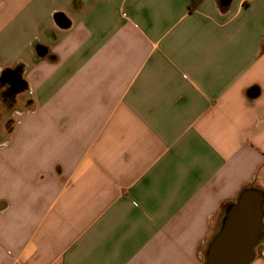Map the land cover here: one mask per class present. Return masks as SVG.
Instances as JSON below:
<instances>
[{
  "label": "crops",
  "instance_id": "1",
  "mask_svg": "<svg viewBox=\"0 0 264 264\" xmlns=\"http://www.w3.org/2000/svg\"><path fill=\"white\" fill-rule=\"evenodd\" d=\"M193 1L0 0V264H204L264 192V0Z\"/></svg>",
  "mask_w": 264,
  "mask_h": 264
},
{
  "label": "water",
  "instance_id": "2",
  "mask_svg": "<svg viewBox=\"0 0 264 264\" xmlns=\"http://www.w3.org/2000/svg\"><path fill=\"white\" fill-rule=\"evenodd\" d=\"M264 238V192L245 190L226 211L204 264H251Z\"/></svg>",
  "mask_w": 264,
  "mask_h": 264
},
{
  "label": "trees",
  "instance_id": "3",
  "mask_svg": "<svg viewBox=\"0 0 264 264\" xmlns=\"http://www.w3.org/2000/svg\"><path fill=\"white\" fill-rule=\"evenodd\" d=\"M201 0H194L191 5V11L195 10ZM222 9H226V6L221 4ZM21 70H4L0 77V89L4 88L1 92V97L7 105H11L15 99V96L23 90V82L20 81ZM230 205H227L223 208V211H226Z\"/></svg>",
  "mask_w": 264,
  "mask_h": 264
},
{
  "label": "rangeland",
  "instance_id": "4",
  "mask_svg": "<svg viewBox=\"0 0 264 264\" xmlns=\"http://www.w3.org/2000/svg\"><path fill=\"white\" fill-rule=\"evenodd\" d=\"M217 233H218V229L215 231V234H213V236H215ZM261 243H264V238Z\"/></svg>",
  "mask_w": 264,
  "mask_h": 264
}]
</instances>
